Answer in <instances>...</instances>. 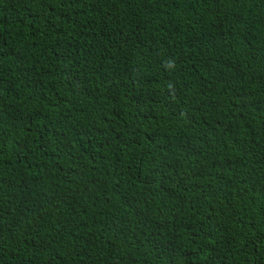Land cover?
<instances>
[{"label":"trees","instance_id":"1","mask_svg":"<svg viewBox=\"0 0 264 264\" xmlns=\"http://www.w3.org/2000/svg\"><path fill=\"white\" fill-rule=\"evenodd\" d=\"M0 264H264V0H0Z\"/></svg>","mask_w":264,"mask_h":264}]
</instances>
